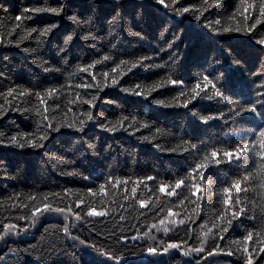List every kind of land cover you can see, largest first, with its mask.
Here are the masks:
<instances>
[{"label":"trees","instance_id":"16d2710c","mask_svg":"<svg viewBox=\"0 0 264 264\" xmlns=\"http://www.w3.org/2000/svg\"><path fill=\"white\" fill-rule=\"evenodd\" d=\"M178 2L190 12L155 0H0L5 264H244V248L264 247V102L233 112L264 91L253 37L264 26L249 29L264 0ZM32 28L51 30L37 42ZM46 124L60 131L41 140Z\"/></svg>","mask_w":264,"mask_h":264},{"label":"snow or ice","instance_id":"6c2138e0","mask_svg":"<svg viewBox=\"0 0 264 264\" xmlns=\"http://www.w3.org/2000/svg\"><path fill=\"white\" fill-rule=\"evenodd\" d=\"M115 2L119 3L120 0H115ZM155 2L160 5V6H163V8H165L166 10H171L173 12L174 15H179V16H183L187 13L190 12V9L188 7H184L183 4H180L178 2V0H171L170 3H166V0H155ZM25 11H29L28 9H25ZM30 11L32 12H36V13H39V12H56V9H53V8H49V9H41V8H33L31 9ZM120 14L119 12H117L116 14V17H119ZM33 17L32 16H25V19H32ZM194 18L196 20H200V16L199 15H195ZM264 4H261L260 5V16L259 17H252V22L249 24V29H256L257 28V25H262L264 26ZM17 20L20 19V17H16ZM71 20L73 21H76L77 17L76 16H71L70 17ZM245 20H248L249 17L245 16L244 17ZM216 23H219V21H216ZM56 26L55 25H52V28H55ZM205 27H210V25L206 24ZM50 28H44L43 30H39L37 28H32L29 30L28 34L31 35V33L33 32H36L37 33V36L35 37V39L37 40V42H42V39L50 32ZM225 31H231V29H225ZM259 31V30H258ZM247 34V33H245ZM133 35H136V36H140L141 33L139 32H136V33H133ZM253 37H256L255 39V43L257 45H260V46H264V35H261V36H257V32H253ZM87 39V37H85ZM72 37L69 36L68 39L65 41V43H68L69 40H71ZM179 39L178 36H174V39L171 41V42H168V47L171 48L174 44H175V40ZM27 51V49H25ZM262 51H264V47L261 48ZM5 59H7V57H5ZM145 59H151L150 57H146ZM123 63V61L121 62ZM132 67H136L135 64L132 65ZM262 75H264V73H262ZM209 74L208 75H205L203 77L204 81L208 84H212V80L209 79ZM117 83L116 80H113V85H115ZM173 84H176L178 83L177 80H173L172 81ZM136 87H139V85H137ZM197 87H199V85H197ZM259 88L260 89H264V83H261L259 85ZM123 92L125 93H129V92H133L132 89H129V88H122L121 89ZM195 91V90H194ZM23 94V93H21ZM133 94L135 95H140L139 92H133ZM8 95H12V92L11 90H9V93ZM39 95V94H37ZM217 95L220 96L222 95L219 91H217ZM15 98V97H13ZM93 100H95V97L92 98ZM44 101L42 100L41 103H43ZM261 102H264V91H258L257 92V100L255 101L254 104H252V107L250 108H245L243 109L242 111L240 109H234L233 112L235 115H241L243 112H253L255 113L256 112V104H259ZM6 103H8V101L6 100ZM82 103H89V101L87 100H83ZM154 103H163V101H154ZM3 115V112L0 111V116ZM84 117L88 120V121H92L93 120V114L91 113V111L89 112H86L83 114ZM44 120H47L48 117L45 116L43 117ZM207 121L205 120V123ZM80 127L77 128L76 130L77 131H83V128H84V125H85V120L84 119H81L80 120ZM69 127H72V125H69ZM102 127H106L104 125H102ZM51 131H60V128L57 127L56 125H45L44 126V129L42 130L43 131V136L41 137V140H46L48 139V130ZM106 130L108 131H112L114 130L113 128H107L106 127ZM260 137L264 138V128H261V131H260ZM0 137H4V133L3 132H0ZM146 139V138H145ZM11 143H13L15 146L17 147H25V146H30V147H33V148H39V147H43V144L42 143H32L31 140L29 141H26V142H18L17 141V137L16 136H12L10 138V141ZM261 146H264V139L261 140ZM243 151H247V149H243ZM217 153L216 152H212V156H216ZM226 156L228 155H231L230 153H225ZM177 188L180 187V184L178 183L176 185ZM237 188H239V185L237 184L236 185ZM133 191H135V189H133ZM225 203H227V201H225ZM45 209H48V206L45 205ZM51 211H54V212H58V213H63L64 212V209H61V208H54V209H51ZM36 213L34 212L33 215H35ZM92 215H96L97 213H90ZM98 215H104V213H98ZM235 215V213L233 214ZM67 219V217H65ZM79 215H77V219H79ZM13 228L15 227L14 225L12 226ZM64 232L66 233V235H68L71 239L73 240H79L78 237H74V236H71L70 234V231H69V226H65L64 227ZM2 238V237H0ZM249 239H251V237H248ZM132 239H136V237H133ZM79 244L82 245V246H87L89 248H92L95 252L99 253V254H102L104 255V253H101L100 252V249L95 247V245H88V244H85V241L84 240H79ZM169 248H176L177 245L175 244H171L168 246ZM165 252L168 251V248H165L164 249ZM192 252L196 253L197 255H200L201 253L205 252V249L203 247H199V248H193L191 249ZM149 253L150 254H158L155 252L154 249H149ZM260 253H264V247L262 248H259V249H256V248H253L251 250V252L249 251L248 248H244L243 249V253H242V258L244 260V264H254V261L257 262V264H259L260 261H264V256H261ZM227 255L231 256L233 255V253L231 251H229L228 253H226ZM185 255H188V253L186 252ZM208 255L211 256L212 253L211 252H208ZM110 259H113L114 257L112 256H109ZM240 257H238L239 259ZM118 260V258H116ZM0 264H5V260H4V257L0 256ZM197 264H199V260H197Z\"/></svg>","mask_w":264,"mask_h":264}]
</instances>
